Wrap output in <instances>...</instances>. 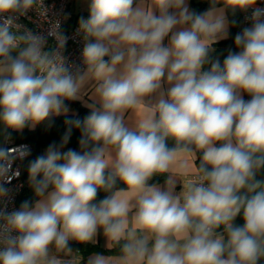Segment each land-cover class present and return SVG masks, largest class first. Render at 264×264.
Wrapping results in <instances>:
<instances>
[{
	"label": "clouds",
	"instance_id": "clouds-1",
	"mask_svg": "<svg viewBox=\"0 0 264 264\" xmlns=\"http://www.w3.org/2000/svg\"><path fill=\"white\" fill-rule=\"evenodd\" d=\"M221 2L247 11L257 0H209L203 13L190 11L188 0H90L78 28L86 68L73 74L57 50H45V36L20 32L16 23L33 8L45 15L43 0H0L4 129L66 113L65 100L78 99L89 80L99 103L83 122L66 121L60 145L50 144L30 164L34 204L0 210V264H79L69 242H92L99 229L121 254H94L87 264L264 260V182L256 179L264 169V8H254L251 27L234 38L238 51L229 50L221 64L210 58L228 35ZM58 28L53 24L47 36L63 48ZM129 112L134 131L126 127ZM73 126L81 129L82 151L62 152ZM12 151L0 148V178L11 179ZM165 173L166 189L148 183ZM185 175L193 177L187 184ZM177 177L183 190L174 195ZM117 180L126 187L112 191ZM98 189L111 195L97 205ZM7 192L0 185V197ZM241 212L243 224L235 225Z\"/></svg>",
	"mask_w": 264,
	"mask_h": 264
},
{
	"label": "trees",
	"instance_id": "trees-1",
	"mask_svg": "<svg viewBox=\"0 0 264 264\" xmlns=\"http://www.w3.org/2000/svg\"><path fill=\"white\" fill-rule=\"evenodd\" d=\"M194 4V12L196 13H203V11L210 7L209 0H192ZM218 4H223L218 3ZM227 15H228V22H229V30L227 38L219 40L216 44L213 45L215 51L210 53L211 60L219 59L221 64L223 63L224 58L227 56L228 51L231 50L233 52L238 51L234 44L235 36L242 32L241 31V19L238 9L233 11L231 8L226 7ZM233 21L235 23L233 24ZM210 68V64L205 66V70ZM244 98L250 100L251 97L243 92ZM65 104L74 108V112L70 113H61L60 115H51L45 121L36 124L35 127H25L23 130L17 131L12 130L11 135L17 141H26L31 146V152L23 159L22 162V176L24 179V186L18 198V206L21 207L22 203L28 201L30 204H33L37 197L35 196L34 190L31 186L29 180V166L30 164L39 156L45 155L46 150L50 144L55 143L57 146L60 145L61 140L67 129L69 128V124L66 121H75L79 119L81 122L90 115L91 109L81 107L79 102L76 100H65ZM7 130H4L2 134H0V148L2 145V141L4 135L6 134ZM81 137V129L72 127V134L69 139L67 145L61 149V151H67L68 149H73L76 151H82L79 146V140ZM173 141L171 139L168 140V145L171 147ZM219 145V143L217 144ZM203 153L202 151L196 152V165L199 167ZM107 174V173H106ZM42 178V177H38ZM163 178V174H157L153 176L148 183H154L160 181ZM257 180L264 182V169H262L257 177ZM125 185L117 180L114 188L112 191H115L118 188H123ZM243 194V191L242 193ZM111 195V192H107L104 189H98L97 196L93 203L99 204L107 196ZM235 225H242L243 224V215L242 212L237 215L235 220L233 221ZM79 248L83 249L84 247L88 246V243H75ZM260 264H264V260L260 262Z\"/></svg>",
	"mask_w": 264,
	"mask_h": 264
},
{
	"label": "built area",
	"instance_id": "built-area-1",
	"mask_svg": "<svg viewBox=\"0 0 264 264\" xmlns=\"http://www.w3.org/2000/svg\"><path fill=\"white\" fill-rule=\"evenodd\" d=\"M72 0H43V7L46 9L45 15H41L36 9H30L26 16H19L16 23L21 26L20 32L30 30L34 34H39L46 37L45 50H57L64 58L66 66L75 74L77 69L83 71L86 66L83 62L82 50L85 44L83 34L78 32L79 20L81 17L87 19L84 14L72 17L68 11L69 4ZM264 8V0H257L256 5L249 8L247 11L239 10L241 19V31L246 27H251L252 21L250 17L254 8ZM11 15V14H5ZM18 15V14H17ZM3 17L0 16V20ZM53 24H58L60 31L66 37V43L63 48H59L57 41L50 36H47L49 29ZM18 54V50L12 52L13 56ZM12 129H7L4 135L1 148L11 149L12 163L11 170L7 174L11 179L0 178V185L8 190L7 194L0 197V210L5 213H11L19 210L18 198L24 186L22 176L23 159L31 152V146L26 141H17L11 135ZM26 153L23 157L20 153Z\"/></svg>",
	"mask_w": 264,
	"mask_h": 264
},
{
	"label": "crops",
	"instance_id": "crops-1",
	"mask_svg": "<svg viewBox=\"0 0 264 264\" xmlns=\"http://www.w3.org/2000/svg\"><path fill=\"white\" fill-rule=\"evenodd\" d=\"M89 5H90V0H72L69 4L68 11L72 15V17H75V16L80 15V14H84V15H87L89 17V14H90L89 13ZM188 7H189L190 11H194V4H193L192 0H188ZM216 7L218 9H220V8L224 9V15H225L227 22H228V15H227L226 6L224 4H217ZM209 8L210 7L206 8L203 12L207 11ZM156 14H158V12ZM228 28H229V22H228ZM176 30H178V29H174V31H176ZM228 30L229 29H227V31ZM170 35L171 34H169V37L165 38V41H164L165 45L168 43V39L170 38ZM105 59L108 60L109 57H105ZM168 87H169V85L167 84L166 79H165V81L162 82V90L166 91ZM239 94L243 97L244 100H246L243 96V92H240ZM157 95L158 94H153L152 97H146L145 98L146 102L149 99H151L154 102ZM76 101L79 102V105L81 107H85L88 109H91L92 105H95L97 108L99 107V103L95 97V82L94 81L89 80L88 82L85 83V85L81 88L79 98L76 99ZM74 111H75L74 108L68 106V111L66 113H70V112H74ZM125 121H126V127H128L130 130L134 131L135 130L134 114H132L130 112L126 113L125 114ZM217 146H219V145H217ZM194 163L196 165V159H195ZM192 171L194 172L195 169H192ZM169 175H170V173H165V174H163V178L160 181H157L154 183H149V184H155V185L159 186L162 190H164L167 187L166 181H167ZM182 179H183L184 183L187 184L191 179H193V177L191 175H185L182 177ZM125 187H123V188H125ZM119 189H122V188H118L116 190H119ZM182 190H183V182L179 177H177L175 179L173 194L178 195L182 192ZM134 211H135V209H133V212ZM132 215H133V213H129V219H131ZM75 243H77V241H70L69 247H71L74 254L79 255V257H80L79 264H87L89 257L94 255V254H101L104 256H119L121 254L120 245H114L111 248L108 247L109 241L105 237V235L103 233V229L98 230V232H97V234L94 237V240L92 242H87L88 243L87 247H84L83 249H81L77 245H75ZM58 258L66 259L68 257H65L63 253H60V254H58Z\"/></svg>",
	"mask_w": 264,
	"mask_h": 264
},
{
	"label": "rangeland",
	"instance_id": "rangeland-1",
	"mask_svg": "<svg viewBox=\"0 0 264 264\" xmlns=\"http://www.w3.org/2000/svg\"><path fill=\"white\" fill-rule=\"evenodd\" d=\"M4 130H5V129H4V126H3L2 124H0V134H2ZM61 162H62V161H61Z\"/></svg>",
	"mask_w": 264,
	"mask_h": 264
}]
</instances>
